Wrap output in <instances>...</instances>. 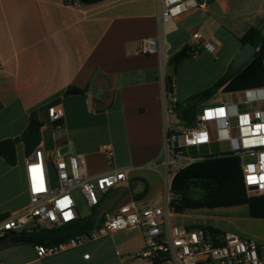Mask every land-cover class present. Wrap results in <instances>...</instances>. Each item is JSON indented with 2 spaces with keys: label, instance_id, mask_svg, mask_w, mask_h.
Wrapping results in <instances>:
<instances>
[{
  "label": "crops",
  "instance_id": "obj_1",
  "mask_svg": "<svg viewBox=\"0 0 264 264\" xmlns=\"http://www.w3.org/2000/svg\"><path fill=\"white\" fill-rule=\"evenodd\" d=\"M159 9L160 0H104L93 5L75 0H0V141L17 139L31 111L56 101L53 105L63 111L60 121L51 123L45 112L40 117L39 145L51 158L64 148V156L81 155L90 177L111 170L131 171L126 183L101 195L103 215L134 200L144 188L146 194L134 200L138 206L163 203L157 182L162 181L163 170L145 167L162 157L163 93L166 78L173 72L169 57L194 32L201 35L200 44L210 42L216 48L215 54L201 50L190 60L198 71L192 81L176 83L172 78L173 94L180 102L210 87L227 71L249 28L264 29V0H209L205 11H191L166 26L159 45L165 51L162 65L158 56L135 50L142 39L156 35ZM68 88L85 92L64 95ZM239 92H217L204 104L215 103L219 94L238 100ZM106 148L112 152L111 159L104 153ZM30 155L17 142L13 166L0 158V215L28 204L25 161ZM49 169L53 174L52 161ZM242 219L253 225L252 230L224 225L220 217L185 211L170 222L186 228L207 225L252 239L264 264V219L248 214ZM124 231L138 232L141 252V231ZM4 244H0V264H92L80 258L76 248L38 259L32 246Z\"/></svg>",
  "mask_w": 264,
  "mask_h": 264
},
{
  "label": "built area",
  "instance_id": "obj_2",
  "mask_svg": "<svg viewBox=\"0 0 264 264\" xmlns=\"http://www.w3.org/2000/svg\"><path fill=\"white\" fill-rule=\"evenodd\" d=\"M209 0H160L157 33L142 39L136 46L140 55H156L165 63V51L159 45L166 26L183 15L208 7ZM201 35L191 34L186 45L192 57L199 50L215 54L210 42L200 44ZM238 100L203 104L190 127H183L175 116L177 100L172 93H163L164 142L161 159L146 169L163 170V203L140 207L134 200L119 205L105 214L102 222L87 235L71 238L54 246H35L38 259L58 255L77 248L86 241H95L124 230H140L143 249L139 257L153 263L165 259L173 264H263L258 243L233 234L210 236L200 228L187 229L172 224L175 213L169 202L173 176L188 165L207 156H232L239 160L242 183L248 197L264 195V87L244 90ZM63 116L58 105L49 106L47 118L57 123ZM111 159L109 148L104 151ZM53 163V174L49 163ZM130 170H111L90 177L81 155H51L37 145L25 161L28 204L0 220V234L51 229L77 219L73 192H78L91 209L100 203L101 195L126 183ZM53 176V177H52Z\"/></svg>",
  "mask_w": 264,
  "mask_h": 264
},
{
  "label": "trees",
  "instance_id": "obj_3",
  "mask_svg": "<svg viewBox=\"0 0 264 264\" xmlns=\"http://www.w3.org/2000/svg\"><path fill=\"white\" fill-rule=\"evenodd\" d=\"M80 5H93L104 0H75ZM241 45L249 43L256 52L250 61L242 65L236 71L229 66L227 71L210 87L201 92L195 93L175 103V116L183 127H190L193 124L196 114L201 110L202 105L211 99L217 92L230 93L244 90L258 89L264 87V36L260 30L249 28L240 38ZM192 51L186 44L177 52L172 54L168 63L173 67V74L177 72L180 65L191 60ZM172 77L166 78L165 91L167 94L173 91ZM85 89L68 88L64 95L83 94ZM56 101L33 110L29 113L28 123L22 134L14 140L0 141V158L8 166L15 164V144L21 142L25 154L29 155L39 144L41 127L40 117L43 112L47 115L49 106ZM242 192L246 204L247 214L251 218L264 219V195L248 197L242 183L239 160L232 156H207L178 171L170 182L169 192L175 196L169 202V207L175 213H183L187 206L192 203L197 205L213 201L223 196L231 195L233 192ZM198 192L196 196H192ZM146 194V188L134 195L136 201ZM100 204L90 209L86 217L78 216L74 221L51 229H40L32 232H10L4 247L29 245L54 246L66 242L71 238L87 235L96 228L103 220L104 215L100 213ZM6 215H0V220ZM200 228L207 231L210 236L223 237L224 233L207 225L187 227V229ZM165 259L156 260L153 264H161Z\"/></svg>",
  "mask_w": 264,
  "mask_h": 264
},
{
  "label": "rangeland",
  "instance_id": "obj_4",
  "mask_svg": "<svg viewBox=\"0 0 264 264\" xmlns=\"http://www.w3.org/2000/svg\"><path fill=\"white\" fill-rule=\"evenodd\" d=\"M199 50L195 57L200 54ZM206 52V51H205ZM212 55V54H211ZM194 57V58H195ZM184 66H180L175 74L172 72V78L176 83L190 82L194 77L198 76V71L195 64H192L190 60H186ZM211 61V59H210ZM232 67V62L230 65ZM233 71V68H232ZM228 95L219 94L216 102L221 99H228ZM53 177V176H52ZM159 182L161 190L163 191L162 181ZM198 192H194L192 196H196ZM73 196L76 199L77 209L81 217H86L90 214V208L86 205L82 196L78 192H73ZM242 192H233L231 195L223 196L222 198L209 201L207 203L195 204L192 203L187 206L186 214H201L208 217H220L222 218V224L234 225L238 227H247L248 230H252L253 225L247 223L246 220L242 219L246 214V204L243 200ZM101 213V210H100ZM131 241L130 245L124 243L126 239ZM133 238L136 240L132 241ZM141 242L140 236L137 231L128 233L120 231L116 234H112L110 237L95 241H86L81 246L75 249L77 255L80 258H85L89 263L92 264H121V260H127L128 264H148L147 261L140 257H135L136 252H140ZM161 264H173L172 262L165 260Z\"/></svg>",
  "mask_w": 264,
  "mask_h": 264
},
{
  "label": "water",
  "instance_id": "obj_5",
  "mask_svg": "<svg viewBox=\"0 0 264 264\" xmlns=\"http://www.w3.org/2000/svg\"><path fill=\"white\" fill-rule=\"evenodd\" d=\"M260 35L264 36V29H262L260 31ZM256 52V49L250 45L249 43H245L241 46L237 56L235 57V59L232 62V68L233 71H236L237 69H239L242 65H244L245 63H247L248 61L251 60V58L253 57L254 53ZM67 149H62L60 151L59 155H62L66 152ZM7 240V234L1 235L0 236V244L6 242Z\"/></svg>",
  "mask_w": 264,
  "mask_h": 264
},
{
  "label": "flooded vegetation",
  "instance_id": "obj_6",
  "mask_svg": "<svg viewBox=\"0 0 264 264\" xmlns=\"http://www.w3.org/2000/svg\"><path fill=\"white\" fill-rule=\"evenodd\" d=\"M2 234H0V236H1Z\"/></svg>",
  "mask_w": 264,
  "mask_h": 264
}]
</instances>
